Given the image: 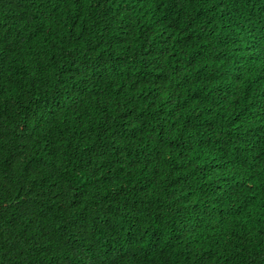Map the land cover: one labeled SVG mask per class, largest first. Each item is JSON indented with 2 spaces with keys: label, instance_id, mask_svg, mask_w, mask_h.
I'll list each match as a JSON object with an SVG mask.
<instances>
[{
  "label": "trees",
  "instance_id": "16d2710c",
  "mask_svg": "<svg viewBox=\"0 0 264 264\" xmlns=\"http://www.w3.org/2000/svg\"><path fill=\"white\" fill-rule=\"evenodd\" d=\"M0 264H264V0H0Z\"/></svg>",
  "mask_w": 264,
  "mask_h": 264
}]
</instances>
